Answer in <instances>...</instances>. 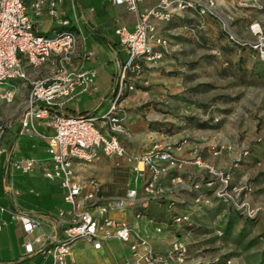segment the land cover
I'll return each mask as SVG.
<instances>
[{"label": "built area", "instance_id": "2783aa9c", "mask_svg": "<svg viewBox=\"0 0 264 264\" xmlns=\"http://www.w3.org/2000/svg\"><path fill=\"white\" fill-rule=\"evenodd\" d=\"M47 1L49 14L57 18L58 24L68 26V19L58 18V6L64 0ZM43 2L39 0L29 11L24 0H0V99L11 102L14 98L13 87L5 86L8 80L23 81L28 86V94L20 119V134L46 137L38 127L46 126L52 130V134L47 136L46 156L14 159L5 173L9 179L16 173L39 174L43 179L58 184L62 203L53 214L55 234L42 231L31 239L29 235L35 228H40V221L28 212L0 202V230L12 223L20 224L25 233L21 259L32 260L39 255L40 260L35 264H77L73 255L77 241L84 240L94 250H99L105 241L113 238L129 244V256L118 264H196L189 261V246L180 239L176 230L177 227L191 225V212L170 214L164 222L152 217L147 219L154 223L156 233L167 230L171 234L164 252L154 251L147 235H139L128 221L109 213L151 199L162 200L159 176L170 167L180 168L182 165L172 151L158 144H153L144 153L134 154L128 152L121 142L126 130L120 101L125 98L126 91L133 89V83L140 78L139 74L145 67L160 61L168 51V40L157 33L152 20L169 22L185 8L210 14L216 9L215 0H157L156 6L139 13L132 30L124 26L115 28L126 58L119 66L110 106L101 116L73 115L62 111L76 93L91 94L97 90V74L93 68L74 69L73 58L79 47L77 32L61 29L48 35L38 31L33 16L40 14ZM110 2L124 4L129 10L137 8V0ZM252 30L260 33L254 25ZM254 47L264 59V38H259ZM92 55L84 47L83 59ZM42 66H47L44 74L33 77L27 71V67L39 69ZM9 126L8 121L0 119V168L1 139ZM100 155L114 157L117 167L123 160L130 165L132 175L123 196L101 197L98 195V182L79 175L77 166L89 164ZM193 164L204 166L199 155ZM202 170L190 176L187 185L182 184L180 176H175L172 181L187 192H198L192 198L194 204L207 202L206 193L212 190L219 201L233 205L232 196L228 193L230 175L208 166ZM8 187L12 195L19 193L12 184ZM243 190L241 187L235 189L236 198ZM171 205L169 202L168 210ZM235 208L243 214L240 207ZM142 216L141 210L134 212L136 220Z\"/></svg>", "mask_w": 264, "mask_h": 264}, {"label": "rangeland", "instance_id": "374dc122", "mask_svg": "<svg viewBox=\"0 0 264 264\" xmlns=\"http://www.w3.org/2000/svg\"><path fill=\"white\" fill-rule=\"evenodd\" d=\"M216 3L213 13L197 10L212 19L211 26L195 11L163 25L165 55L172 64L145 67L125 94H138L128 108L146 117L150 147L167 148L182 162L180 168H198L196 174L208 166L230 175L234 206L219 201L212 190L207 202L192 205V223L182 227L189 259L264 264V60L254 47L264 38V0ZM121 57L123 62L126 55ZM14 84L21 93L11 102L0 101V118L12 124L27 97L23 81L8 80L5 86ZM197 155L202 168L193 164ZM240 187L244 190L236 198Z\"/></svg>", "mask_w": 264, "mask_h": 264}, {"label": "crops", "instance_id": "0c3cea01", "mask_svg": "<svg viewBox=\"0 0 264 264\" xmlns=\"http://www.w3.org/2000/svg\"><path fill=\"white\" fill-rule=\"evenodd\" d=\"M38 1L24 0V3L27 9L31 11L33 5ZM216 1L218 0H215V3ZM156 4L157 0H137V8L129 10L124 4H113L110 0H64L58 6V18L68 19L70 23L68 26H62L58 24L57 18L49 14L48 1L44 0L40 14L33 16L38 31L48 35L61 29H71L77 32L79 47L73 58L74 69L80 67L83 69L93 68L97 74V90L91 94L76 93L74 98L64 105L63 112L73 115L101 116L107 111L113 96L115 78L123 60L121 54H125L114 30L118 26H124L132 30L138 21L139 13L156 6ZM192 11L199 14L197 9L185 8L181 10L180 15L173 18L178 17L176 20L182 19ZM199 15L206 21V26H211L210 21L212 19L208 18L207 14ZM152 22L157 33L168 39L166 34L161 32L163 25L168 22L155 19ZM84 47L93 53L86 60L82 56ZM167 54H169V51ZM167 64L171 65L172 62L165 55L159 62L153 63L149 67L152 65L166 67ZM46 71L47 66H42L39 69H32L29 74L35 77L44 74ZM34 72L36 73L34 74ZM12 87L14 96L16 93L17 95L21 93V88L15 84ZM24 87H26L28 94V86L25 85ZM135 97H138V94L130 91L120 101V105L124 109V126L126 130L121 142L128 152L140 154L150 148L152 141H149V134L151 133L148 134L149 128L148 122L145 120L146 117L143 116L140 110L128 108L135 105L133 103ZM2 100L0 99V101ZM2 107L6 111L9 109L5 106ZM22 112L23 106L16 124L4 120L8 121L10 126L5 130L1 139L3 152L1 153L2 165L0 168V202L18 211L28 212L40 221V228H35L29 235L33 239L35 236L40 235L42 231L47 234H55L53 214L56 207L62 203V193L58 184L43 179L37 173L31 175L16 173L10 179L5 173L9 163L14 159L46 156L47 136L52 134L51 128L38 127L46 137L20 134ZM185 155H188V153H185ZM114 160L115 158L112 156L100 155L98 159L89 164L77 166L81 177L93 178L98 182V195L101 197L123 196L129 185L132 175L130 165L123 160L122 165L117 167L114 165ZM187 167L184 166L180 169L170 167L161 173L159 184L163 188L162 196L164 198L162 200L151 199L145 203L139 202L122 211L110 212L109 215L128 221L132 229L139 232V235L148 236V243L154 251L164 252L168 247L171 234L167 230L161 234L156 233L154 223H149L147 219L152 217L157 221L164 222L170 214L185 212H191L192 214L191 208L194 205L192 198L198 192H187L172 181L175 176H180L183 179V185L189 184L190 176L199 172V169L193 167L197 171L194 172ZM20 177H25L27 181L19 183ZM10 184L19 191L17 195L14 196L10 192L8 187ZM141 193L140 181L139 194ZM31 194L34 195L33 198L35 199L40 200L41 195H45L46 199H42L41 203L35 202L30 200ZM169 202L172 203L170 210L167 208ZM137 210H141L143 213L139 220L134 217V212ZM182 229V227H177V235L186 242L182 237ZM24 239L25 233L20 224L12 223L0 230V264H35L40 260L39 255H36L32 260L21 259ZM36 247L38 246L36 245ZM129 253V244L115 238L105 241L99 250H94L84 240L77 241L73 246V255L77 264H118L126 259ZM189 261L203 264L200 259H189Z\"/></svg>", "mask_w": 264, "mask_h": 264}, {"label": "trees", "instance_id": "16d2710c", "mask_svg": "<svg viewBox=\"0 0 264 264\" xmlns=\"http://www.w3.org/2000/svg\"><path fill=\"white\" fill-rule=\"evenodd\" d=\"M258 56H259V55H258ZM259 59H260V60H264V59H261L260 56H259ZM25 181H27L25 177H20V179H19V183H24ZM33 197H34V195L31 194V197H30L31 199H30V200L35 201V202L37 201V202H40V203H41V200H42V199H46V196H45V195H41V196H40V197H41L40 200L35 199V198H33Z\"/></svg>", "mask_w": 264, "mask_h": 264}]
</instances>
